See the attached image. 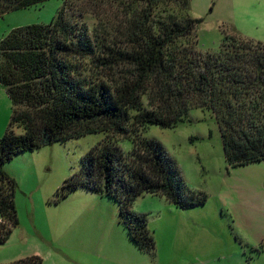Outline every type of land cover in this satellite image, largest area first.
I'll return each mask as SVG.
<instances>
[{
	"label": "trees",
	"instance_id": "trees-1",
	"mask_svg": "<svg viewBox=\"0 0 264 264\" xmlns=\"http://www.w3.org/2000/svg\"><path fill=\"white\" fill-rule=\"evenodd\" d=\"M44 1L0 0V17ZM82 1L63 0L49 24L13 29L0 41V86L12 108L0 138V245L19 225L17 185L4 165L101 134L56 196L82 188L112 197L131 241L154 256L146 217L131 211L136 199L159 196L185 210L207 196L188 188L163 147L143 136L146 126L175 128L189 111L204 110L218 127L227 168L263 162L264 45L226 35L217 53L198 52L200 21L189 16V0H104L124 15L119 40H110L88 29ZM120 139L131 141V152L120 150ZM42 262L31 256L14 264Z\"/></svg>",
	"mask_w": 264,
	"mask_h": 264
},
{
	"label": "rangeland",
	"instance_id": "rangeland-1",
	"mask_svg": "<svg viewBox=\"0 0 264 264\" xmlns=\"http://www.w3.org/2000/svg\"><path fill=\"white\" fill-rule=\"evenodd\" d=\"M62 5L63 0H47L4 14L0 41L13 29L49 24ZM82 5L91 32L119 40L123 10L104 0H83ZM189 16L200 21L195 30L200 53H217L226 35L264 45V0H189ZM11 109L0 86V138L9 126ZM14 132L22 135L21 129ZM143 136L163 147L190 190L207 196L204 205L185 210L159 196L136 199L131 211L146 217L154 256L131 241L112 197L82 188L64 198L56 196L81 169L82 158L104 138L95 134L21 153L4 165L17 185L19 225L0 245V264L31 256H39L42 264H245L243 252L253 264L257 253L240 249L246 243L243 233L253 236L242 226L236 228L229 193L240 192L244 211L263 213L264 165L227 168L218 127L204 110L189 111L175 128L147 125ZM117 145L124 153L133 149L127 139Z\"/></svg>",
	"mask_w": 264,
	"mask_h": 264
},
{
	"label": "crops",
	"instance_id": "crops-1",
	"mask_svg": "<svg viewBox=\"0 0 264 264\" xmlns=\"http://www.w3.org/2000/svg\"><path fill=\"white\" fill-rule=\"evenodd\" d=\"M257 167H260L262 165H264V161L260 162V163H256V164H251ZM251 165H247L244 167H249ZM243 167V168H244ZM240 168V167H238ZM236 169V168H233ZM264 172H261V174H263ZM264 181V179L262 180ZM259 185V184H258ZM231 194V192L229 193V200L231 201V203H233L232 207L235 208V215H234V224L236 225V228H238V226H242L246 232L249 231L253 237H251V235L247 234V233H243L244 236H246V243H245V248L242 247L240 249H250V252L252 254L257 253V257L255 258V262L253 261V264H264V202L262 203V210L263 213L261 214H253L250 211H244V207H246V204L244 203V199L241 198V194L240 192H237ZM237 200L238 205H235V201ZM256 205H253V208H255ZM243 211V212H241ZM244 254L242 255V259H245V264H251L250 260H248V256L246 255L245 252H243Z\"/></svg>",
	"mask_w": 264,
	"mask_h": 264
}]
</instances>
